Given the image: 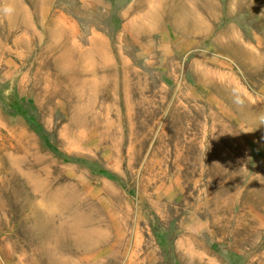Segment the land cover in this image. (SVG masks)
<instances>
[{
  "label": "rangeland",
  "instance_id": "rangeland-1",
  "mask_svg": "<svg viewBox=\"0 0 264 264\" xmlns=\"http://www.w3.org/2000/svg\"><path fill=\"white\" fill-rule=\"evenodd\" d=\"M0 264H264V0H0Z\"/></svg>",
  "mask_w": 264,
  "mask_h": 264
},
{
  "label": "trees",
  "instance_id": "trees-1",
  "mask_svg": "<svg viewBox=\"0 0 264 264\" xmlns=\"http://www.w3.org/2000/svg\"><path fill=\"white\" fill-rule=\"evenodd\" d=\"M35 125H36V127H37V130L40 132V133H43V129H42V127L37 123V122H35ZM107 174V173H106Z\"/></svg>",
  "mask_w": 264,
  "mask_h": 264
}]
</instances>
